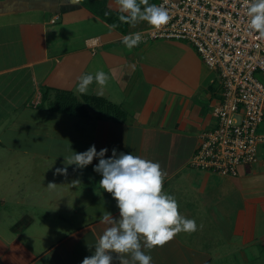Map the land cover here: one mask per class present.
Segmentation results:
<instances>
[{"label": "crops", "instance_id": "0c3cea01", "mask_svg": "<svg viewBox=\"0 0 264 264\" xmlns=\"http://www.w3.org/2000/svg\"><path fill=\"white\" fill-rule=\"evenodd\" d=\"M109 26L78 0H0V264H82L94 253L109 226L100 216L120 214L99 186L98 159L56 172L93 144L106 158L115 148L159 162L163 190L196 220L195 232L146 250L153 264H254L264 252V147L235 178L192 168L215 126L218 74L189 44L130 51ZM98 70L108 75L103 95L95 82L78 93V78Z\"/></svg>", "mask_w": 264, "mask_h": 264}, {"label": "built area", "instance_id": "2783aa9c", "mask_svg": "<svg viewBox=\"0 0 264 264\" xmlns=\"http://www.w3.org/2000/svg\"><path fill=\"white\" fill-rule=\"evenodd\" d=\"M248 0H158L171 19L141 31L140 44L179 41L191 45L220 79L222 99L215 126L200 136L192 168L235 178L255 165L264 147V36L249 27ZM57 17L52 23L57 21Z\"/></svg>", "mask_w": 264, "mask_h": 264}, {"label": "clouds", "instance_id": "9594fccd", "mask_svg": "<svg viewBox=\"0 0 264 264\" xmlns=\"http://www.w3.org/2000/svg\"><path fill=\"white\" fill-rule=\"evenodd\" d=\"M119 21L133 27L143 21L153 29L166 26L171 16L167 8L149 0H117ZM106 12L105 15H109ZM246 16L251 30L264 36V0H248ZM118 27L117 24L109 26ZM143 40L142 32H132L122 39L123 45L132 50ZM95 82L99 86V95L108 82V75L103 70L95 74L85 72L78 78L77 91L86 94L89 86ZM107 148L99 151L95 144L83 152L72 151L64 155L65 167L57 168L58 174H67V166L84 169L98 163L94 171L101 174V189L111 193L120 210L118 218L104 212L100 222L109 225L94 244V253L85 257L82 264H153L147 249L163 246L177 233L195 232L198 228L194 218H188L179 211L176 198L165 192L163 172L159 162L146 159L133 153L118 152L112 149V155L106 158ZM78 180L73 181L77 185ZM57 184L49 183L48 189L54 190ZM112 253L119 254L113 256Z\"/></svg>", "mask_w": 264, "mask_h": 264}, {"label": "trees", "instance_id": "16d2710c", "mask_svg": "<svg viewBox=\"0 0 264 264\" xmlns=\"http://www.w3.org/2000/svg\"><path fill=\"white\" fill-rule=\"evenodd\" d=\"M83 6L87 7L90 9L96 16L101 18L103 21L107 22L108 24H117L118 27L115 28L122 34H129L132 33V31L137 29V25L140 24L141 22L143 23V27L150 28L151 26L147 22H139L137 23L134 27L130 24L126 23H121L118 19L119 17V9H118V4L117 0H78ZM158 0H149V3H157ZM106 12H109V15H105ZM97 103H100L102 100L100 99H95ZM104 101V100H103ZM105 102V101H104ZM75 105L71 106L72 108L79 109L80 111L82 110L81 104H78L76 102H73ZM65 105L68 107L69 110V102H66ZM108 108L110 110H114L115 113L118 115V117L123 115L122 111H119V108H116L115 106L108 105ZM65 108H63L64 110ZM67 110V109H65Z\"/></svg>", "mask_w": 264, "mask_h": 264}, {"label": "rangeland", "instance_id": "374dc122", "mask_svg": "<svg viewBox=\"0 0 264 264\" xmlns=\"http://www.w3.org/2000/svg\"><path fill=\"white\" fill-rule=\"evenodd\" d=\"M187 44V43H186ZM260 80H262L263 82H264V75H262L261 77H260ZM260 250H261V252H262V247L260 246ZM262 258L260 259V260H257V261H255L254 262V264H264V252H262V256H261Z\"/></svg>", "mask_w": 264, "mask_h": 264}]
</instances>
